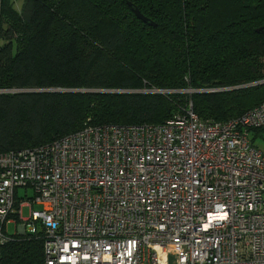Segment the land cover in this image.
I'll return each instance as SVG.
<instances>
[{
	"label": "trees",
	"instance_id": "trees-1",
	"mask_svg": "<svg viewBox=\"0 0 264 264\" xmlns=\"http://www.w3.org/2000/svg\"><path fill=\"white\" fill-rule=\"evenodd\" d=\"M261 56L264 0H0V153L86 126L162 125L189 105L236 118L264 102ZM55 88L98 92H28ZM5 235L0 264H44L42 229Z\"/></svg>",
	"mask_w": 264,
	"mask_h": 264
},
{
	"label": "built area",
	"instance_id": "built-area-1",
	"mask_svg": "<svg viewBox=\"0 0 264 264\" xmlns=\"http://www.w3.org/2000/svg\"><path fill=\"white\" fill-rule=\"evenodd\" d=\"M263 136L264 102L224 122L189 105L162 125L86 126L2 152L0 244L24 188L44 264H264Z\"/></svg>",
	"mask_w": 264,
	"mask_h": 264
},
{
	"label": "rangeland",
	"instance_id": "rangeland-1",
	"mask_svg": "<svg viewBox=\"0 0 264 264\" xmlns=\"http://www.w3.org/2000/svg\"><path fill=\"white\" fill-rule=\"evenodd\" d=\"M261 28L258 29V32H260ZM250 61V60H249ZM250 62H255V61H250ZM257 65H254L253 68L257 67V66H261V71H264V57H259L257 59ZM243 71L245 72L246 70L243 69ZM46 78L50 77L52 78L53 76H45ZM264 82V79H262ZM261 80V81H262ZM59 83L65 84V81L60 80ZM257 83H254V85ZM248 86H252L251 84H248ZM40 90H60L61 92L63 91H67V90H73L71 88H55V89H40ZM83 90V89H81ZM28 91V90H27ZM39 90H33V91H28V92H36ZM19 91H14V92H9V93H17ZM20 92H26L25 90L20 91ZM162 93H166V92H171V91H161ZM186 92L188 93H194L195 91L192 89L187 90ZM4 93V92H2ZM1 94V92H0ZM264 137V136H263ZM256 145L261 148L264 149V138L258 137L256 140ZM26 193V196H25ZM16 195H17V200L19 202V204H21V220L20 222H18L17 224H15L14 222H6V224L4 225V233L7 234L8 236H12V235H35V234H39L41 232V226L39 222H30V208L29 206L26 205V203L29 202V200L32 198L33 196V191L32 189H24V188H18L16 190ZM33 210H40L41 207L40 206H36L33 205L32 206ZM23 228V229H22Z\"/></svg>",
	"mask_w": 264,
	"mask_h": 264
},
{
	"label": "water",
	"instance_id": "water-1",
	"mask_svg": "<svg viewBox=\"0 0 264 264\" xmlns=\"http://www.w3.org/2000/svg\"><path fill=\"white\" fill-rule=\"evenodd\" d=\"M129 6H131L130 4H128ZM133 10V13L135 14V16L137 17V19L141 20L142 22H145L147 23V19L140 14V12L137 10V9H132ZM150 25H154V23L152 22H149ZM258 32V30H257ZM260 83H263V82H260ZM246 87H249L248 85H244V86H239V87H235L233 89H241V88H246ZM1 93L5 91H0ZM36 92H61L60 90H39V91H36ZM63 92H70V93H87V92H98L97 90H67V91H63Z\"/></svg>",
	"mask_w": 264,
	"mask_h": 264
}]
</instances>
